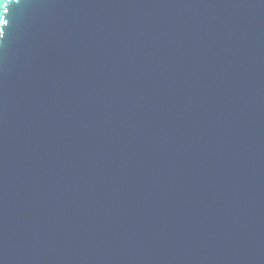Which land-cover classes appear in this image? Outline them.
<instances>
[{
    "label": "water",
    "instance_id": "95a60500",
    "mask_svg": "<svg viewBox=\"0 0 264 264\" xmlns=\"http://www.w3.org/2000/svg\"><path fill=\"white\" fill-rule=\"evenodd\" d=\"M0 264H264V0H0Z\"/></svg>",
    "mask_w": 264,
    "mask_h": 264
},
{
    "label": "snow or ice",
    "instance_id": "6c2138e0",
    "mask_svg": "<svg viewBox=\"0 0 264 264\" xmlns=\"http://www.w3.org/2000/svg\"><path fill=\"white\" fill-rule=\"evenodd\" d=\"M3 35H4V33H3Z\"/></svg>",
    "mask_w": 264,
    "mask_h": 264
}]
</instances>
